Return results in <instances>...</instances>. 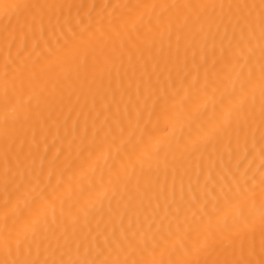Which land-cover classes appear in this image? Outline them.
I'll return each mask as SVG.
<instances>
[{"label":"bare ground","instance_id":"6f19581e","mask_svg":"<svg viewBox=\"0 0 264 264\" xmlns=\"http://www.w3.org/2000/svg\"><path fill=\"white\" fill-rule=\"evenodd\" d=\"M0 264H264V0H0Z\"/></svg>","mask_w":264,"mask_h":264}]
</instances>
